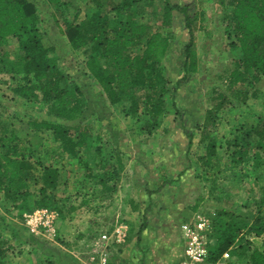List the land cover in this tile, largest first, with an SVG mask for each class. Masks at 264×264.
<instances>
[{"label":"rangeland","instance_id":"obj_1","mask_svg":"<svg viewBox=\"0 0 264 264\" xmlns=\"http://www.w3.org/2000/svg\"><path fill=\"white\" fill-rule=\"evenodd\" d=\"M31 1L37 6L42 32L54 46L61 69L80 87L87 100L83 116L71 124L88 125L94 139L93 149L101 148L99 153L92 150V154H81L91 165L87 170L77 158L63 152L50 131H34L30 139L39 142L34 159L38 158L44 164L60 163L61 182L55 193L61 198L60 205L68 208L75 206L72 203L76 202L78 207L88 208L92 224L99 229L127 225L126 241L124 246L116 248L115 264H172L181 257L180 225L194 213L199 212L208 218L209 234L213 229V213L218 208L225 207L243 214L255 213L264 196V153L260 154L258 162L252 156L234 163L232 143L240 135L239 128H246L251 121L264 118V78L257 85L237 88L245 89L249 95L257 94L256 97L250 95L246 103L240 102L237 90L232 93L221 80V75L235 66L231 43L236 39L228 31V0H171L173 4L189 5L191 17H198L195 35L200 66L198 72L188 79L182 78L183 47L189 41L184 14L175 9L171 25L166 28L161 25L163 3L145 1L142 20L154 29L170 32L172 43L163 66L170 79L168 112L162 126L150 134L142 128L141 111L138 115H126V102H109L97 81L85 69L84 49L71 47L67 36L56 25L53 7L47 0ZM72 2L69 17L72 19L79 10L78 19H84L86 3L83 0ZM10 48L14 57L18 50L14 40L10 41ZM0 79V120L10 128L21 131L31 118L56 120L46 112L45 106L15 95L4 83L7 75H1ZM215 89L225 92L232 102L219 114V125L212 132L217 140L221 171L210 176L199 159L206 153L207 143L201 138L200 125L205 111L212 105ZM118 157L125 166L117 188L115 191L104 190L90 174L110 171L112 166L109 165H115ZM104 162L106 169L102 167ZM39 187V184H31L34 197L39 195ZM10 206L8 203L0 206V215L5 213L2 217H7L21 229L19 237L22 241L11 244L18 246L14 252L26 248L23 246L25 236L46 239L31 234L23 222L25 212L20 214L10 208L11 213ZM142 226L144 228L140 231ZM248 227L242 229L239 237L249 241L252 248L264 250V236L250 234ZM130 239L132 241L128 244ZM211 243L213 241L209 240V245ZM232 259L234 264H249L244 257Z\"/></svg>","mask_w":264,"mask_h":264},{"label":"trees","instance_id":"obj_2","mask_svg":"<svg viewBox=\"0 0 264 264\" xmlns=\"http://www.w3.org/2000/svg\"><path fill=\"white\" fill-rule=\"evenodd\" d=\"M83 1L87 7L86 17L78 19L80 12L77 10L71 19L68 14L72 0H47L53 7L56 25L67 36L71 47L84 49L85 69L97 81L109 102H126V115H138L141 111L142 128L152 133L162 126L168 112L170 79L163 66L172 46L171 33L154 29L142 20L146 0ZM159 1L163 3V27H170L175 9L185 16L189 41L183 47L182 78L188 79L200 66L195 35L198 17H191L189 5ZM228 5V31L236 39L231 43L235 66L225 71L221 80L235 93L239 86H254L264 78V0H228ZM11 40L18 46L14 57ZM54 53V46L42 32L37 6L31 0H0V78L7 75L4 83L15 95L45 106L46 112L56 119L31 118L21 131L0 120V192L20 214L49 207L58 210L60 218H64L76 207L67 210L59 204L55 192L60 182V170L53 164L46 165L38 158L34 159L39 142L31 140L30 134L50 131L63 152L77 158L87 170L91 165L81 154H92V150L99 153L101 148L93 149L94 139L88 125L71 124L83 116L87 100L80 87L61 69ZM1 83L0 79V86ZM213 93L212 105L205 111L200 125L201 138L207 143L206 153L199 159L210 176L221 171L217 140L212 132L219 125V114L232 102L223 91L215 89ZM250 95L245 89L237 90L241 103H246ZM253 96L257 94L252 93L250 97ZM245 127L239 128L240 135L232 143L234 163L252 156L258 162L260 154L264 153V118L251 121ZM109 166H112L110 171L91 173L90 176L95 177L104 190L115 191L125 165L118 157L115 165ZM102 167L107 168L105 162ZM33 183L40 185L36 197L31 191ZM245 227L250 234L264 236V196L254 214L238 213L225 207L214 211L213 229L209 234V240L213 241L209 245L210 259L217 260L230 251L232 258L244 257L249 264H264V250L252 248L249 241L239 237Z\"/></svg>","mask_w":264,"mask_h":264},{"label":"crops","instance_id":"obj_3","mask_svg":"<svg viewBox=\"0 0 264 264\" xmlns=\"http://www.w3.org/2000/svg\"><path fill=\"white\" fill-rule=\"evenodd\" d=\"M53 165L59 168L60 163L54 162ZM57 199L59 202L61 201L58 195ZM5 203L8 202L3 193L0 192V206ZM72 204L75 206L72 205L67 208L64 205V209L68 210L71 207H76V209L64 218L59 217L55 238L46 237V240L32 237V235L31 237L25 236L23 246L26 248L19 253L14 252L18 246L11 244L13 241L14 244L22 241L19 237L21 229L9 221L7 217L4 219L2 216L5 213H2V216L0 215V264H96L102 257L106 259L107 264H115L117 259L116 248L124 246L126 239L123 242L117 241L112 226L109 229L104 227L99 229L100 227L92 224L89 217L91 212L88 208L78 207L76 202ZM10 208L11 210L15 208L13 209L12 206L8 208L9 212L12 213ZM249 210L251 209L249 208ZM1 212L2 210H0V214ZM105 234L108 235L106 238L103 237ZM6 236L11 238L5 239ZM35 238L37 239L36 242ZM38 240L42 242H38ZM131 241L132 239L129 240L128 244ZM19 246L22 245L19 244Z\"/></svg>","mask_w":264,"mask_h":264},{"label":"built area","instance_id":"obj_4","mask_svg":"<svg viewBox=\"0 0 264 264\" xmlns=\"http://www.w3.org/2000/svg\"><path fill=\"white\" fill-rule=\"evenodd\" d=\"M59 211L49 207L36 208L24 213V225L31 234L36 236L56 237L59 221ZM128 227L120 224L114 228L117 241L126 239ZM209 220L201 213L184 220L180 225L182 240L181 257L172 264H234L230 251H226L220 258L212 261L209 249ZM108 235H103L106 238ZM96 264H107L105 258H100Z\"/></svg>","mask_w":264,"mask_h":264}]
</instances>
